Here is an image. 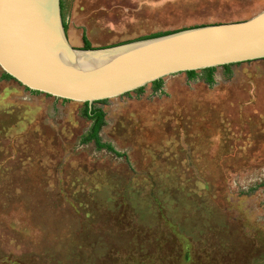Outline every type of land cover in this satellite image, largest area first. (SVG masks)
<instances>
[{"label":"rangeland","instance_id":"374dc122","mask_svg":"<svg viewBox=\"0 0 264 264\" xmlns=\"http://www.w3.org/2000/svg\"><path fill=\"white\" fill-rule=\"evenodd\" d=\"M94 48L248 20L264 0H63ZM0 68V264H264V60L84 104Z\"/></svg>","mask_w":264,"mask_h":264},{"label":"water","instance_id":"95a60500","mask_svg":"<svg viewBox=\"0 0 264 264\" xmlns=\"http://www.w3.org/2000/svg\"><path fill=\"white\" fill-rule=\"evenodd\" d=\"M264 60V10L107 48L74 47L61 0H0V68L21 86L55 99L94 103L191 71Z\"/></svg>","mask_w":264,"mask_h":264},{"label":"trees","instance_id":"16d2710c","mask_svg":"<svg viewBox=\"0 0 264 264\" xmlns=\"http://www.w3.org/2000/svg\"><path fill=\"white\" fill-rule=\"evenodd\" d=\"M61 6H62V14H63V10H64L63 0H61ZM225 23H227V22H225ZM217 24H223V23H217ZM217 24H211V25H217ZM64 25H65V28L67 30V25L65 24V22H64ZM201 26H207V25H201ZM201 26H194V27H190V28H184V29L168 31V32H163V33H157V34L145 36V37H142V38L134 39V40H131V41L118 43V44H113V45H109V46H105V47H99V48H107V47H112V46H119V45H124V44L132 43V42L144 41V40H148V39L158 38V37L170 35L172 33H176V32L182 31V30L196 28V27H201ZM82 42H83V47H82L83 49H95L91 45V43L88 40V38H87L85 33L83 34ZM235 65H239V64H235ZM231 66H234V65H227V66H224L222 68H224L226 70H229ZM217 69L218 68H211V69H207V70H203V71H191V72H187L185 74L189 77V79H195L199 75H201V74L203 75L204 74L206 83H208L209 85H214V74H215ZM3 77H4V79L14 80L10 75H8L6 73H4ZM150 86L152 87L154 92H162V89H163V86H164V79L156 81L153 84H151ZM25 89L30 91L31 93L41 94L40 92L31 91L28 88H25ZM145 89H146V87L141 88V89H139V90H137L135 92H132V93L142 94L145 91ZM132 93H128L127 96L131 95ZM47 96H49V95H47ZM63 101L64 102H69V101H66V100H63ZM108 101L109 100H103V101L96 102V103L93 104L92 107H89L88 103L84 104L85 110H84L83 115H84V117H86L87 119H89V120H91L93 122L91 130L88 133V135L85 137L84 142L88 143V142L94 141L95 144L97 145L98 149H100V150L107 149L108 151L115 152V149L113 148V146L110 145V144L103 143L102 140H101V137H100L101 129L103 128V126L106 123V121H105L106 114L101 108H97L96 105L97 104H102V103L105 104Z\"/></svg>","mask_w":264,"mask_h":264}]
</instances>
